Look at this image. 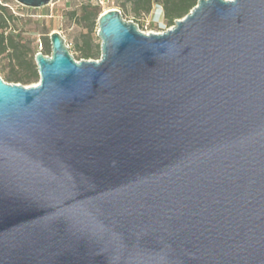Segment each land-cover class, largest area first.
<instances>
[{
    "label": "water",
    "instance_id": "95a60500",
    "mask_svg": "<svg viewBox=\"0 0 264 264\" xmlns=\"http://www.w3.org/2000/svg\"><path fill=\"white\" fill-rule=\"evenodd\" d=\"M97 25L0 77V264H264V0Z\"/></svg>",
    "mask_w": 264,
    "mask_h": 264
},
{
    "label": "trees",
    "instance_id": "16d2710c",
    "mask_svg": "<svg viewBox=\"0 0 264 264\" xmlns=\"http://www.w3.org/2000/svg\"><path fill=\"white\" fill-rule=\"evenodd\" d=\"M9 0L0 1V77L10 83L22 85L36 82L39 79L34 61V50L31 40L23 36V16L15 14L7 4ZM122 11H131L136 15L148 13L154 1L160 6L166 23L170 26L176 19L183 17L197 3V0H118ZM69 14L84 31L75 38L78 58L89 59L98 56V44H92L95 35L100 7L92 0H83ZM81 39V41H78ZM44 54L51 52L48 38L42 40ZM95 49V50H94ZM97 49V50H96ZM97 53V54H96Z\"/></svg>",
    "mask_w": 264,
    "mask_h": 264
},
{
    "label": "rangeland",
    "instance_id": "374dc122",
    "mask_svg": "<svg viewBox=\"0 0 264 264\" xmlns=\"http://www.w3.org/2000/svg\"><path fill=\"white\" fill-rule=\"evenodd\" d=\"M81 2H83V0H51L48 5L40 8L25 7L15 0H9L7 4L12 12L23 16V22H26V24L23 25L22 34L27 40H31V46H33L36 52L40 51L44 54L41 44L43 38L49 39L50 33L58 31L64 38L65 45L70 55L76 61H79L83 58L77 57L78 51L75 47V38L80 32L84 31V29L76 23L75 17H72L69 12L73 8L79 6ZM92 4L98 5L101 13L110 9L119 10L123 19L133 22L140 31L145 33L163 32L172 26L166 23L162 10L156 1L153 2L148 13H142L140 15H136L131 11L125 12L120 10L118 0H92ZM97 28L98 25L96 23L95 35L92 36V44L94 46L98 44V52H100V39L96 34ZM78 41H81V39H78ZM44 55L49 56L50 53ZM99 57L100 54L98 53V56L89 58V60H98ZM37 82L38 81L24 85L29 86Z\"/></svg>",
    "mask_w": 264,
    "mask_h": 264
}]
</instances>
